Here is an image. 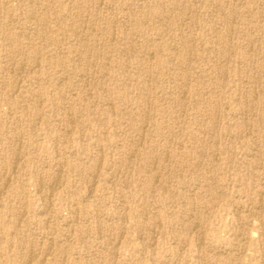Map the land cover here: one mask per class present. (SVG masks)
I'll use <instances>...</instances> for the list:
<instances>
[{"label": "rangeland", "instance_id": "obj_1", "mask_svg": "<svg viewBox=\"0 0 264 264\" xmlns=\"http://www.w3.org/2000/svg\"><path fill=\"white\" fill-rule=\"evenodd\" d=\"M263 77L264 0H0V264H264Z\"/></svg>", "mask_w": 264, "mask_h": 264}, {"label": "bare ground", "instance_id": "obj_2", "mask_svg": "<svg viewBox=\"0 0 264 264\" xmlns=\"http://www.w3.org/2000/svg\"><path fill=\"white\" fill-rule=\"evenodd\" d=\"M76 7V6H75ZM83 18V17H82ZM233 23V22H232ZM45 25V24H44ZM11 30V29H10ZM28 30V29H27ZM30 30V29H29ZM81 31V30H80ZM83 31V30H82ZM31 32V31H30ZM35 32V31H34ZM25 31H20V32H17L16 34H15V37L16 38H18V39H23L24 37H25ZM34 34V33H33ZM79 34V33H78ZM77 35V34H76ZM11 36H12V34H11ZM35 37V36H34ZM179 37V36H178ZM6 38H9V36L8 35H6ZM29 38V37H28ZM27 38V39H28ZM82 39V38H81ZM66 43V42H65ZM27 46V45H26ZM98 51V50H97ZM222 53V52H221ZM37 57V56H36ZM24 58H25V56H24ZM151 59V58H150ZM38 60V59H37ZM213 62V61H212ZM21 63V62H20ZM36 64V63H35ZM188 64H190V63H188ZM13 66V65H12ZM34 69H35V67H34ZM31 72V71H30ZM29 73V72H28ZM223 75V74H222ZM264 78V77H263ZM72 79V78H71ZM76 79V78H75ZM64 81H66L65 79H63ZM19 81V80H18ZM211 81V80H210ZM257 83H258V81H257ZM64 93V92H63ZM262 94V93H261ZM215 106V105H214ZM25 107V106H24ZM148 110V109H147ZM79 113V112H78ZM68 115V114H67ZM39 119V118H38ZM71 122V121H70ZM57 129V128H56ZM219 129V128H218ZM69 133V132H68ZM21 137V136H20ZM20 139V138H19ZM15 140V139H14ZM17 151V150H16ZM17 153V152H16ZM156 160V159H155ZM18 161V160H17ZM57 172V171H56ZM58 173V172H57ZM4 174V173H3ZM46 176V175H45ZM1 177V176H0ZM45 178V177H44ZM58 178V177H57ZM10 179V178H9ZM8 179V180H9ZM1 180V179H0ZM54 180H56V179H54ZM40 181V180H39ZM10 182V181H9ZM55 182V181H54ZM8 184V183H7ZM40 184V183H39ZM41 185V184H40ZM55 185V184H54ZM45 187H46V185H45ZM41 188V187H40ZM53 188H54V186H53ZM4 190V189H3ZM50 193V192H49ZM53 193V192H52ZM49 209V208H48ZM193 209V208H192ZM123 223V222H122ZM142 231V230H141ZM52 245V244H51ZM32 255V254H31ZM64 255V254H63ZM35 256V255H34ZM36 257V256H35ZM31 258V257H30ZM32 261V260H31ZM63 262H64V260H63ZM31 263V262H30ZM42 264V263H41Z\"/></svg>", "mask_w": 264, "mask_h": 264}]
</instances>
